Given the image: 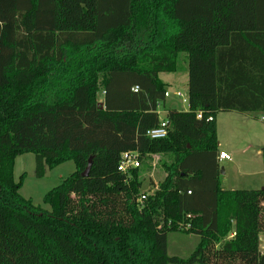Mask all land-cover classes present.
<instances>
[{
	"label": "trees",
	"instance_id": "16d2710c",
	"mask_svg": "<svg viewBox=\"0 0 264 264\" xmlns=\"http://www.w3.org/2000/svg\"><path fill=\"white\" fill-rule=\"evenodd\" d=\"M180 53L189 108L153 139ZM221 111L264 112V0H0V264H264V187H221ZM130 151L173 156L153 192ZM28 152L38 176L76 164L49 210L19 193ZM171 232L200 240L171 255Z\"/></svg>",
	"mask_w": 264,
	"mask_h": 264
},
{
	"label": "rangeland",
	"instance_id": "374dc122",
	"mask_svg": "<svg viewBox=\"0 0 264 264\" xmlns=\"http://www.w3.org/2000/svg\"><path fill=\"white\" fill-rule=\"evenodd\" d=\"M178 66L176 72L159 74L160 79L168 84L167 91L170 93L158 108L161 119L166 117V112L171 107L183 111L189 108L188 60L185 53L179 54ZM176 92L183 95L176 96ZM216 123L218 148L220 151L225 150L231 157L230 160L220 162L221 187L227 190L263 188L264 113L221 111L217 113ZM172 160L173 156L170 154H156L141 163L142 192L151 193L159 186L166 176L165 164ZM75 171L74 160H69L53 168L46 166L44 175L38 176L35 154L28 152L16 157L14 177L19 182L21 176H24L19 189L21 196L32 199L35 205L49 210L50 205L44 202L45 195ZM260 237L264 251V232ZM199 240V236L194 234L171 232L168 236L169 254L186 257L195 249Z\"/></svg>",
	"mask_w": 264,
	"mask_h": 264
},
{
	"label": "built area",
	"instance_id": "2783aa9c",
	"mask_svg": "<svg viewBox=\"0 0 264 264\" xmlns=\"http://www.w3.org/2000/svg\"><path fill=\"white\" fill-rule=\"evenodd\" d=\"M139 87L135 86L133 87V91H138ZM176 96H182L183 94L181 92H176L174 93ZM170 96V93L167 91L165 93V97ZM161 104V103H160ZM160 104H158V108L160 107ZM198 118H202V113H198ZM208 121L213 120V117L210 116L207 119ZM168 129H169V122L166 118L161 119L160 118V123L157 127L148 130L147 134L149 137L153 139H159V138H164L168 135ZM263 153H264V147H263ZM230 154L220 151L219 152V160H230ZM141 166V161L138 158V153L135 151H130V152H125L121 156V161L118 166V169L122 172H127L132 168L140 167Z\"/></svg>",
	"mask_w": 264,
	"mask_h": 264
},
{
	"label": "water",
	"instance_id": "95a60500",
	"mask_svg": "<svg viewBox=\"0 0 264 264\" xmlns=\"http://www.w3.org/2000/svg\"><path fill=\"white\" fill-rule=\"evenodd\" d=\"M89 170H90V165L87 167V169L83 172V175L86 176L88 175L89 173ZM223 171V170H222Z\"/></svg>",
	"mask_w": 264,
	"mask_h": 264
},
{
	"label": "crops",
	"instance_id": "0c3cea01",
	"mask_svg": "<svg viewBox=\"0 0 264 264\" xmlns=\"http://www.w3.org/2000/svg\"><path fill=\"white\" fill-rule=\"evenodd\" d=\"M171 108H174V107H171ZM260 113H262V112H260ZM264 113V112H263ZM246 114H250V113H246ZM252 116V115H251ZM220 151V150H219ZM222 151V150H221ZM223 152H225V150L223 151ZM263 155H264V153H263ZM221 162V161H220ZM223 188V187H222ZM233 190V189H232Z\"/></svg>",
	"mask_w": 264,
	"mask_h": 264
}]
</instances>
